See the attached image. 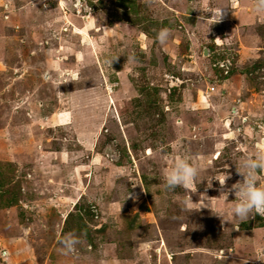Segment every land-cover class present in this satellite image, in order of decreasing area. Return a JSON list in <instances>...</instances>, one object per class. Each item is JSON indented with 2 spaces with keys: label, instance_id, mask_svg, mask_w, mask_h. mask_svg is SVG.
Listing matches in <instances>:
<instances>
[{
  "label": "rangeland",
  "instance_id": "1",
  "mask_svg": "<svg viewBox=\"0 0 264 264\" xmlns=\"http://www.w3.org/2000/svg\"><path fill=\"white\" fill-rule=\"evenodd\" d=\"M228 1L0 0V264H264L218 181L264 151V12L197 24ZM179 157L196 183L166 190Z\"/></svg>",
  "mask_w": 264,
  "mask_h": 264
},
{
  "label": "clouds",
  "instance_id": "2",
  "mask_svg": "<svg viewBox=\"0 0 264 264\" xmlns=\"http://www.w3.org/2000/svg\"><path fill=\"white\" fill-rule=\"evenodd\" d=\"M223 8H207L201 9L203 12H211V17H205L201 15L198 18L197 24H205L210 30V26L219 23L223 19ZM199 9V8H198ZM255 11L264 12V0H255ZM203 21V23H201ZM172 30L169 28H161L157 34L156 39L161 43H166ZM215 41L219 43L220 38H216ZM115 57L113 60H115ZM112 60V61H113ZM110 61V63H112ZM228 75L224 76L227 77ZM237 172L243 177L242 180L237 181L231 186V188L224 191L226 180L229 178L226 174L222 179L218 180L221 185L222 194H226V200L228 193L232 192L235 195V199L231 201V208L229 214L240 223L247 222L250 217L254 218L256 215L264 216V186H259L257 183V173L264 171V151H258L254 156H248L242 159L238 165H236ZM200 169L191 161L190 158L179 157L176 158L171 168H169L163 176L164 186L166 190L174 191L177 187H182L186 190L191 189L197 180ZM221 194V195H222ZM131 194H128L130 196ZM203 200H212L207 196L202 197ZM192 200H185L184 204L186 208H191ZM201 204V207H208ZM223 218L222 215H219ZM85 235V234H81ZM81 238L77 236L75 232H69L64 235L60 244V252L63 255H68L76 251V246L80 244Z\"/></svg>",
  "mask_w": 264,
  "mask_h": 264
},
{
  "label": "crops",
  "instance_id": "3",
  "mask_svg": "<svg viewBox=\"0 0 264 264\" xmlns=\"http://www.w3.org/2000/svg\"><path fill=\"white\" fill-rule=\"evenodd\" d=\"M228 1V0H227ZM227 5V4H226ZM250 6H252V7H255V6H253L252 5V3H250L249 4ZM241 7V6H240ZM237 8L234 6V1L233 0H229L228 1V5L226 6V9L224 10V16H228V15H231L232 13H234L235 12V10H236ZM241 11H242V9H241ZM224 263L226 262V264H233V262H232V258H230V257H228V258H225L224 257Z\"/></svg>",
  "mask_w": 264,
  "mask_h": 264
},
{
  "label": "built area",
  "instance_id": "4",
  "mask_svg": "<svg viewBox=\"0 0 264 264\" xmlns=\"http://www.w3.org/2000/svg\"><path fill=\"white\" fill-rule=\"evenodd\" d=\"M231 65V62H224L219 65L218 69L223 74V76L228 75L229 73V66Z\"/></svg>",
  "mask_w": 264,
  "mask_h": 264
}]
</instances>
